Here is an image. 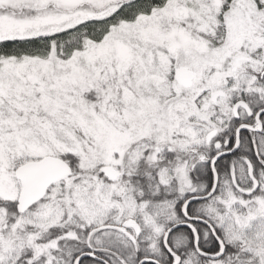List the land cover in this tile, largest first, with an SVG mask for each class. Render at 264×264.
<instances>
[{"label": "snow or ice", "instance_id": "1", "mask_svg": "<svg viewBox=\"0 0 264 264\" xmlns=\"http://www.w3.org/2000/svg\"><path fill=\"white\" fill-rule=\"evenodd\" d=\"M0 264H264V0H0Z\"/></svg>", "mask_w": 264, "mask_h": 264}]
</instances>
